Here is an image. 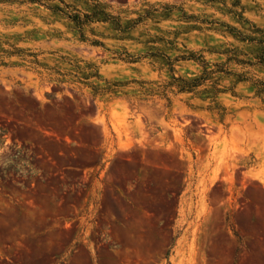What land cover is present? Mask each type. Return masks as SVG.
I'll list each match as a JSON object with an SVG mask.
<instances>
[{
    "label": "rangeland",
    "instance_id": "rangeland-1",
    "mask_svg": "<svg viewBox=\"0 0 264 264\" xmlns=\"http://www.w3.org/2000/svg\"><path fill=\"white\" fill-rule=\"evenodd\" d=\"M0 264H264V0H0Z\"/></svg>",
    "mask_w": 264,
    "mask_h": 264
}]
</instances>
